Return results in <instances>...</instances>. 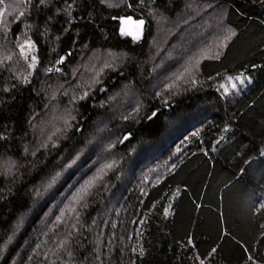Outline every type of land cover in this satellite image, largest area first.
Listing matches in <instances>:
<instances>
[{
	"label": "trees",
	"instance_id": "trees-1",
	"mask_svg": "<svg viewBox=\"0 0 264 264\" xmlns=\"http://www.w3.org/2000/svg\"><path fill=\"white\" fill-rule=\"evenodd\" d=\"M261 204L264 0H0V264H264Z\"/></svg>",
	"mask_w": 264,
	"mask_h": 264
},
{
	"label": "rangeland",
	"instance_id": "rangeland-1",
	"mask_svg": "<svg viewBox=\"0 0 264 264\" xmlns=\"http://www.w3.org/2000/svg\"><path fill=\"white\" fill-rule=\"evenodd\" d=\"M123 31L134 38H140L143 31V23L141 24V21L133 20L128 26H123Z\"/></svg>",
	"mask_w": 264,
	"mask_h": 264
},
{
	"label": "snow or ice",
	"instance_id": "snow-or-ice-1",
	"mask_svg": "<svg viewBox=\"0 0 264 264\" xmlns=\"http://www.w3.org/2000/svg\"><path fill=\"white\" fill-rule=\"evenodd\" d=\"M142 23H143V22L141 21V24H142ZM234 35H235V32H232L228 37H226V39H231V36H234ZM217 58H218V57H217ZM33 59H34V58H33ZM242 76H243V74H241L240 76L235 77V79L238 80L241 84H243V82H244ZM228 79H229V81H231L233 78H232V77H228ZM232 87L235 88L236 85H235V84H232ZM108 167H111V165H108ZM260 208H261V209H264V204H261V205H260ZM167 213H168V209L166 208V209H165V214H167ZM262 227H264V226H262ZM213 251H215V249H213Z\"/></svg>",
	"mask_w": 264,
	"mask_h": 264
},
{
	"label": "water",
	"instance_id": "water-1",
	"mask_svg": "<svg viewBox=\"0 0 264 264\" xmlns=\"http://www.w3.org/2000/svg\"><path fill=\"white\" fill-rule=\"evenodd\" d=\"M122 26H128L133 20L130 18H122Z\"/></svg>",
	"mask_w": 264,
	"mask_h": 264
}]
</instances>
